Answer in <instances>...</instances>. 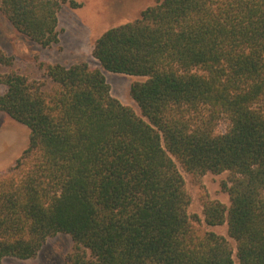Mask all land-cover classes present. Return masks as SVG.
<instances>
[{
    "label": "trees",
    "instance_id": "16d2710c",
    "mask_svg": "<svg viewBox=\"0 0 264 264\" xmlns=\"http://www.w3.org/2000/svg\"><path fill=\"white\" fill-rule=\"evenodd\" d=\"M65 3L80 6L0 0V11L46 47ZM92 54L98 67L41 62L50 90L0 74V110L30 129L0 176V264L36 256L57 233L74 242L67 264H234L229 240L203 228L225 222L239 264H264V0H157L104 31ZM104 70L146 77L130 88L141 115ZM178 163L228 172L229 205L208 198L203 218L189 214Z\"/></svg>",
    "mask_w": 264,
    "mask_h": 264
},
{
    "label": "rangeland",
    "instance_id": "374dc122",
    "mask_svg": "<svg viewBox=\"0 0 264 264\" xmlns=\"http://www.w3.org/2000/svg\"><path fill=\"white\" fill-rule=\"evenodd\" d=\"M80 4L73 7L65 3L58 13L59 41L50 46H42L20 33L0 11V50L13 57L11 66L0 65V74L16 71L33 79L46 82L44 89L50 90L52 82L47 78L40 63H61L71 65L86 62L90 67H98V61L93 56L95 40L107 29L130 22L139 17L142 10L152 6L157 0H75ZM105 77L111 87V94L123 104L131 106L138 115L140 108L130 93L131 85L146 77L104 70ZM6 91V86L0 85V94ZM226 121H221L218 129H226ZM30 129L0 110V176L7 174L17 159L22 155L29 143ZM178 166L186 180L192 196L189 214L197 213L203 218V203L206 199L219 200L229 205V196L221 187V182L228 172L215 174L207 172L199 176L187 172L179 163ZM18 175V172L16 173ZM205 229L224 235L234 249L235 263L236 243L228 234V224ZM74 242L70 235L57 233L48 237L38 254L28 259L6 257L10 264H67Z\"/></svg>",
    "mask_w": 264,
    "mask_h": 264
}]
</instances>
